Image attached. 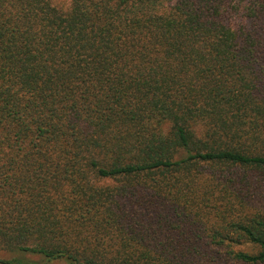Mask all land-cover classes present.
<instances>
[{
  "label": "trees",
  "instance_id": "trees-1",
  "mask_svg": "<svg viewBox=\"0 0 264 264\" xmlns=\"http://www.w3.org/2000/svg\"><path fill=\"white\" fill-rule=\"evenodd\" d=\"M263 187L264 0H0V264H264Z\"/></svg>",
  "mask_w": 264,
  "mask_h": 264
},
{
  "label": "rangeland",
  "instance_id": "rangeland-1",
  "mask_svg": "<svg viewBox=\"0 0 264 264\" xmlns=\"http://www.w3.org/2000/svg\"><path fill=\"white\" fill-rule=\"evenodd\" d=\"M55 2L61 6H69L70 5V0H55ZM264 189V187H263ZM243 249H246L248 251H255V249L253 248H249V247H243ZM16 254H12L11 252L4 250L1 246H0V258H11L13 256H15ZM32 256V255H31ZM38 261H41V258H37ZM41 264H65L64 262H57V261H51L48 263H45L43 261L40 262Z\"/></svg>",
  "mask_w": 264,
  "mask_h": 264
}]
</instances>
